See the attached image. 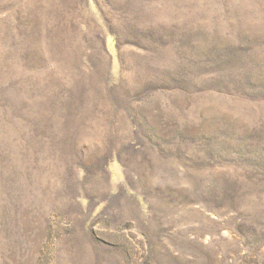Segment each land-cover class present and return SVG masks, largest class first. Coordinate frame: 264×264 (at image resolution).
Listing matches in <instances>:
<instances>
[{"label": "rangeland", "instance_id": "1", "mask_svg": "<svg viewBox=\"0 0 264 264\" xmlns=\"http://www.w3.org/2000/svg\"><path fill=\"white\" fill-rule=\"evenodd\" d=\"M0 264H264V0H0Z\"/></svg>", "mask_w": 264, "mask_h": 264}]
</instances>
